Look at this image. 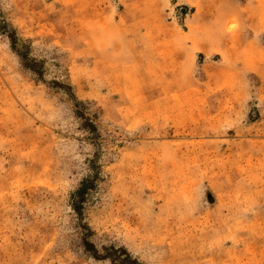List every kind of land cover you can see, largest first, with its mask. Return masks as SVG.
Segmentation results:
<instances>
[{
	"label": "rangeland",
	"instance_id": "rangeland-1",
	"mask_svg": "<svg viewBox=\"0 0 264 264\" xmlns=\"http://www.w3.org/2000/svg\"><path fill=\"white\" fill-rule=\"evenodd\" d=\"M0 264H264V0H0Z\"/></svg>",
	"mask_w": 264,
	"mask_h": 264
}]
</instances>
